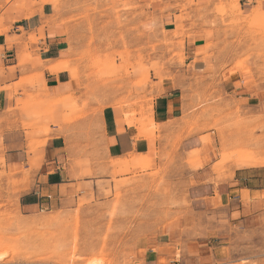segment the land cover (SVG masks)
<instances>
[{"label":"rangeland","instance_id":"374dc122","mask_svg":"<svg viewBox=\"0 0 264 264\" xmlns=\"http://www.w3.org/2000/svg\"><path fill=\"white\" fill-rule=\"evenodd\" d=\"M46 1L66 26L64 61L80 83L79 95L65 101L67 121L115 104L133 122L150 126L153 136L157 127L147 109L164 82L180 80L186 44L195 43L199 27L206 36L200 52L214 49L219 56L229 50L236 56L233 70H243L248 82L264 90V11L246 13L239 0H210L211 7L196 9V0H182L177 20L194 22L178 21L173 30L158 20L149 29L133 0ZM27 4L0 0V34L15 20L16 7ZM182 85L191 103L181 117L179 139L210 131L204 139L218 138L222 170L264 163V114ZM48 100L31 93L19 107L35 117ZM71 139V176L79 182L62 189V199L48 208L23 215L17 196L28 186L17 187L0 171V252H6L0 264H195L200 255H209L213 264H264V203L242 217L191 211L187 191L198 165L194 153L188 156L174 143L156 155L115 159L91 135L84 145L77 133ZM257 167L264 177V165Z\"/></svg>","mask_w":264,"mask_h":264},{"label":"crops","instance_id":"0c3cea01","mask_svg":"<svg viewBox=\"0 0 264 264\" xmlns=\"http://www.w3.org/2000/svg\"><path fill=\"white\" fill-rule=\"evenodd\" d=\"M133 1L139 5L149 29L157 20L168 30H173L178 21L186 25L193 21L177 20L182 14V0ZM196 1L194 8L213 5L210 0ZM239 2L246 13L264 11V0ZM11 15L15 20L7 21V31L0 34V171L10 181L16 180L17 187L28 186L17 196L23 215L52 206L62 199V189L70 190L71 183L79 182L72 180L70 170V142L76 133L83 145L90 135L101 140L105 153L115 159L129 153L156 155L174 143L182 153H194L198 165L192 170L187 199L195 215L224 212L231 218L250 216L263 205L264 198L260 197L264 194V177L257 166L264 163H235V167L222 170V164H218V138L210 142L204 139L210 131L178 137L183 126L181 117L191 103L182 84L191 83L214 96L222 95L224 102H236L256 115L264 114V90L254 81L248 82L251 77L243 70H233V53L228 50L218 56L214 49L199 51L206 44L201 27L195 31V43L186 44L180 80L164 82V91L150 102L147 112L157 130L149 136L150 126L133 122L125 116L124 108L115 104L106 105L98 114L67 121L65 101L74 92L79 95L80 83L64 61L69 56L66 26L54 17L53 4L46 0H28ZM31 93L49 99L39 116L19 107ZM195 259V264H213L209 255Z\"/></svg>","mask_w":264,"mask_h":264},{"label":"bare ground","instance_id":"6f19581e","mask_svg":"<svg viewBox=\"0 0 264 264\" xmlns=\"http://www.w3.org/2000/svg\"><path fill=\"white\" fill-rule=\"evenodd\" d=\"M6 254V252H0V258L3 256V255H5Z\"/></svg>","mask_w":264,"mask_h":264}]
</instances>
